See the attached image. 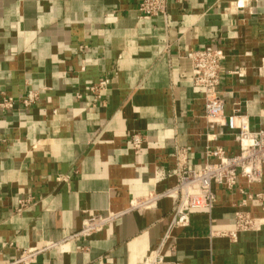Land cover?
I'll list each match as a JSON object with an SVG mask.
<instances>
[{"label": "crops", "instance_id": "1", "mask_svg": "<svg viewBox=\"0 0 264 264\" xmlns=\"http://www.w3.org/2000/svg\"><path fill=\"white\" fill-rule=\"evenodd\" d=\"M138 1L0 0V93L39 91L26 109L0 110V260L62 241L88 213L122 210L172 187L177 149L191 168L207 146L237 153V133H220L204 117L188 51L220 48L224 115L264 127V0H176L154 18L140 17ZM104 77L109 89L96 100L86 88ZM133 133L144 138L138 151ZM213 191L211 209H192L189 224L172 231L160 264H264V223L235 240L213 233L233 227L247 192H264V168L258 183L240 178L232 190ZM171 209L160 198L32 264H142ZM245 209L264 217L255 202Z\"/></svg>", "mask_w": 264, "mask_h": 264}, {"label": "built area", "instance_id": "2", "mask_svg": "<svg viewBox=\"0 0 264 264\" xmlns=\"http://www.w3.org/2000/svg\"><path fill=\"white\" fill-rule=\"evenodd\" d=\"M176 0H139L136 10L142 18H154L168 13L169 5ZM191 64V82L202 89L204 117L221 133L225 126L230 133H237L238 151L227 154L221 146H207L204 149V159L199 168H191L187 163V153L184 149L176 151L175 185L163 192L141 199L131 200L127 208L122 210H107L105 213L86 214L79 228L68 234L59 242H44L30 246L20 251L11 260H0V264H32L37 256L49 249L60 250L63 242L78 237H89L117 218L134 210L148 208L163 197L172 201L171 217L168 227L158 246L145 258L142 264H160L163 262V249L172 238L175 228L189 224L192 209H211L215 203L213 186H222L228 190L234 189L240 178L247 184L258 183L264 168V127L252 129L245 116L231 112L224 115V102L218 96L217 87L223 72L225 55L220 48L202 47L186 53ZM109 79L101 78L90 83L86 90L96 100L102 99L109 89ZM83 91H78L76 97H84ZM39 99V91H31L20 97L7 96L0 93V110H12L15 107L28 108ZM143 136L133 133L130 137L132 149L138 151L143 142ZM247 201L255 202L264 211V192H247L233 212L234 225L229 230H217L213 233L235 240L241 231L256 230L264 223V217H255L246 210ZM19 209L30 205L31 199H21Z\"/></svg>", "mask_w": 264, "mask_h": 264}]
</instances>
